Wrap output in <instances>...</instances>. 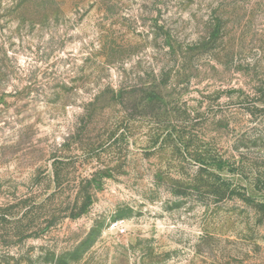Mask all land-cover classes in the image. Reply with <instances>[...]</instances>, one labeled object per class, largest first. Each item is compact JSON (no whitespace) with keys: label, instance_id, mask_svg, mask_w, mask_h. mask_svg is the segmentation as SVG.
Masks as SVG:
<instances>
[{"label":"rangeland","instance_id":"rangeland-1","mask_svg":"<svg viewBox=\"0 0 264 264\" xmlns=\"http://www.w3.org/2000/svg\"><path fill=\"white\" fill-rule=\"evenodd\" d=\"M0 264H264V0H0Z\"/></svg>","mask_w":264,"mask_h":264},{"label":"trees","instance_id":"trees-1","mask_svg":"<svg viewBox=\"0 0 264 264\" xmlns=\"http://www.w3.org/2000/svg\"><path fill=\"white\" fill-rule=\"evenodd\" d=\"M201 167H204V165H201ZM205 167H206V166H205ZM55 180H56V181H55V182H56V184H57V185H59L60 181H59V179H58V177H57V176L55 177Z\"/></svg>","mask_w":264,"mask_h":264}]
</instances>
